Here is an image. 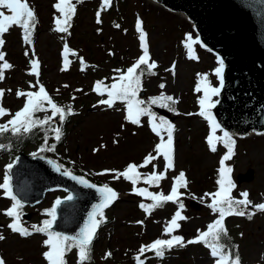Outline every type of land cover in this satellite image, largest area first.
I'll return each instance as SVG.
<instances>
[{
	"label": "rangeland",
	"instance_id": "obj_1",
	"mask_svg": "<svg viewBox=\"0 0 264 264\" xmlns=\"http://www.w3.org/2000/svg\"><path fill=\"white\" fill-rule=\"evenodd\" d=\"M56 2L57 0H29L38 20L30 44L24 41L22 29L16 26L0 37L5 41L0 51L5 53V60L13 65L12 69L5 71L4 80L0 81V89L5 90L0 102L10 113L0 118V124L11 119L23 107L25 98H18L16 92L38 90V85L36 88L29 87L30 84L35 85L37 79L56 103L65 107L72 106L75 114L66 117L59 125L63 133L61 140L55 141L54 133L47 132L48 143L55 144L56 150L44 154L57 163L65 166L69 164L74 171L84 174L97 185L108 183L120 194V198L106 209V222L100 227L93 242L91 264H136L134 257L141 245L157 238H168L163 231L177 206L169 202L151 214L145 213L139 205L151 201L134 194L130 182L114 180L111 174L97 175L105 169L122 171L129 163H142L144 157L153 152L159 138L152 132L147 117L142 118L140 126L126 121L123 103L117 102L114 108L93 107L100 99L107 98L99 96L93 90L95 83H113L114 77L119 75L116 69L126 70L142 55L139 33L135 28L137 19H140L147 33L151 59L158 65L154 70L156 75L142 78L144 95L140 98L147 101L149 97L163 91L176 98L178 103L175 105L176 113L171 112L176 127L175 169L167 173V179L161 181L159 187H149L142 182L137 187H149V191L168 194L172 178L180 171L186 173L190 181L189 188L181 189V192L185 193L186 211L183 214L189 219L180 222L181 228L174 234L182 235L187 240L197 235V229L205 230L207 224L216 218L206 207L210 202L209 198L204 203H199L189 198L188 193L201 197L204 193L216 191L219 161L226 152L222 145L217 146L216 152L210 150L207 144L209 125L202 117L195 115L200 110L198 101L203 95L202 92L195 91L198 74L207 75L213 86H219V78L215 76L219 59L200 43L193 45L197 58L189 59L185 40L188 35L197 40L193 26L184 15L169 13L149 0H112L111 6L106 9L101 7L102 0L81 1L77 4L76 14L66 34L54 30V18L59 15L53 7ZM98 11L102 21L99 24L96 15ZM65 43L76 55L69 54L72 63L67 70H62ZM78 57L83 58V70ZM31 59H38L40 62L39 78L29 74ZM173 65L175 74L170 71ZM161 83L165 85L164 89L159 88ZM81 89L82 91H78ZM188 113L194 115H187ZM37 115L43 118L45 113ZM51 127L56 125L52 122ZM37 130L43 132L45 137L43 129ZM217 134L222 135L220 132ZM234 139L235 154L226 162L233 168L231 177L236 184L233 196L241 198L239 193L247 191L253 204L262 203L264 133H250L248 137ZM35 149L36 145L27 146L24 152L31 155ZM7 150L6 147L1 150L6 155L2 154L0 158V183H3L7 165L13 163L17 154V151H13L11 155ZM154 163L159 165L156 169L158 172L163 170L162 158ZM249 170L253 172L251 180L237 183V176L247 174ZM139 171L151 172V165ZM66 195L65 192L54 191L48 193L38 206H25L24 214L29 213V219L23 218L25 225L40 224L48 218L43 213L52 202L57 198L63 199ZM10 204V199L4 197L0 190V233L6 237L0 241L1 257L6 264H47L42 255L47 250L43 245V240L46 239L44 234L33 233L29 237H21L7 228L11 221L3 215L2 210ZM225 225L230 234L228 241L238 251L241 264H264V213L256 212L251 220L247 216H231L226 218ZM108 252L112 255L105 258ZM141 258L145 260V264H214L209 250L202 244L176 248L167 252L163 259L155 257L151 252ZM66 260L68 264H77L76 250L69 253Z\"/></svg>",
	"mask_w": 264,
	"mask_h": 264
},
{
	"label": "snow or ice",
	"instance_id": "obj_2",
	"mask_svg": "<svg viewBox=\"0 0 264 264\" xmlns=\"http://www.w3.org/2000/svg\"><path fill=\"white\" fill-rule=\"evenodd\" d=\"M80 2L81 0H57L53 5L59 14L54 18V30L56 32L62 34L69 32L73 16L77 11V4ZM111 4L112 0H102L101 7L106 9ZM96 15L97 23L99 24L102 22L100 19L101 14L98 11ZM37 23L35 9L30 5L29 0H0V37H3L12 27L16 26L22 29L24 41L30 44ZM117 27L119 26L117 25ZM135 28L139 33V46L142 50V55L126 70L116 69L115 71L119 75L114 77L113 83L105 84L103 81L95 83L93 90L99 96H106L107 98L100 99L98 104L93 105V107L106 106L114 108L117 102L123 103L126 111V121L140 126L142 118L147 117L152 132L159 138V142L155 144L153 152L148 153L142 163H129L122 171L105 169L97 173V175L111 174L114 180L123 179L130 182L134 194L151 201L148 204L140 203L139 207L145 213L151 214L155 209L163 208L169 202L177 206V210L167 222L163 231V234L168 238H157L151 243L141 245L137 255L134 257L136 264H145V260L141 257L148 252L153 253L159 259H163L167 252L194 244H202L207 248L214 260V264H241V257L238 251L234 250L230 243H225L229 239L228 230L225 225L226 218L231 216H247V219L251 220L256 212L264 213V202L253 204L249 199L247 191L239 193L241 198L233 196V190L236 188V184L231 177L233 168L227 165L226 162L230 161L235 154L236 141L232 134L222 128L212 111L220 103L214 97L220 95L223 87L224 62L222 59L219 60V67L215 69V76L219 78L220 86H213L209 82L207 75L198 74L199 79L195 88L197 93H203L198 101L200 110L195 115L202 117L209 125L210 133L207 136V144L210 150L216 152L218 145H222L226 149L225 154L219 161L220 166L217 170L218 178L216 184L218 185V190L212 193H204L201 197H197L194 193H188L189 198L197 200L199 203H204L205 199L209 198L210 202L206 204V207L211 210L216 218L207 224L205 230L197 229V235L194 238L185 240V237L182 235L174 233L181 228L180 222L189 219L188 216L183 214L186 211L184 202L185 193L181 192V189L187 190L189 188L190 181L187 179L186 173L180 171L178 175L172 178L171 189L168 194H165L163 191H149V187H159L161 181L167 179V173L175 169L174 132L176 131V127L166 117L159 116L153 110V107L167 109L169 112L176 113L175 105L178 103V100L172 95L165 94L163 91L159 95L149 97L147 101L140 98L142 78L146 75H156L154 70L158 65L155 60L151 59L147 43V33L144 31L140 19H137ZM4 43V39L0 38V48L3 47ZM197 43L199 41L193 40L191 35L187 36L185 48L187 49L189 59L197 58L193 48V45ZM69 54L76 55L69 45L65 43L63 48L64 66L62 70H67L69 64L72 63L69 60ZM78 59H80L83 70V58L78 57ZM30 65L29 74L39 78V60L31 59ZM12 68L13 65L5 60V53L0 51V81L4 80L5 71ZM174 70L175 65H173L170 71L175 74ZM37 85L38 90H18L16 92L18 98H25V103L20 110L11 116V119L0 124V136L11 133L13 137L20 138L23 135L32 134L38 128L43 129L45 131L44 145L39 149L38 153H32V155L34 158L44 159L39 153L55 152L56 150L55 144L48 143L49 137L47 132L51 131L54 133V140L57 142L61 140L63 134L61 127H51L52 122L58 118L63 123L66 117L75 113L71 105L65 107L56 103L53 97L46 91L44 85L39 83V79H37L35 85L30 84L29 87L36 88ZM159 88L164 89L165 85L161 83ZM8 91H11V89ZM78 91H82V89ZM4 95L5 90L0 89V101H2ZM49 112L51 113L50 115L47 114ZM38 113H45V115L43 118H40L37 115ZM9 114V110L4 108L2 102H0V118ZM187 115L194 114L188 113ZM218 132L222 133V135H218ZM4 147L5 145L0 143V148ZM98 150L94 149V151ZM161 158L164 162L163 170L158 172L156 169L159 165L154 162L159 161ZM47 163L60 175L70 178L85 188L94 189L98 196V202L91 205V210L88 211L86 218L75 234L70 235L54 230L58 220V209L66 202H71L75 199V196L71 192L63 200L57 198L53 206L44 211L43 214L48 218L42 220L40 224L26 226L23 220L25 204L22 198L18 197L13 190L11 172L14 164L10 163L7 165L3 183H0V190H2L3 196L11 201L10 206L2 210L3 215L10 218L11 221L7 224V228L12 233L19 234L21 237H29L33 233L44 234L46 239L43 240V245L47 250L42 255L47 264H68L66 256L73 250H76L77 264H91L93 242L98 230L106 222V209L110 208L118 200L120 194L108 183L98 186L95 183L89 182L84 176L74 175L71 169L65 168L63 164H59L54 160L49 159ZM149 165L152 168L151 172L142 173L139 171V169L147 168ZM141 182L149 187H137ZM139 223H142V221ZM5 239V235L0 233V241ZM111 255V252L106 253L105 258ZM0 264H6V261L2 257H0Z\"/></svg>",
	"mask_w": 264,
	"mask_h": 264
},
{
	"label": "water",
	"instance_id": "obj_3",
	"mask_svg": "<svg viewBox=\"0 0 264 264\" xmlns=\"http://www.w3.org/2000/svg\"><path fill=\"white\" fill-rule=\"evenodd\" d=\"M155 1L184 13L194 24L200 42L223 60L220 103L213 109L222 128L238 137L264 132V0ZM156 111L169 118L164 111ZM18 158L11 172L14 192L30 205L41 202L46 192H71L75 199L58 209L54 230L75 234L91 205L98 202L95 190L60 175L48 159L23 153ZM252 173L249 170L238 176V181H250Z\"/></svg>",
	"mask_w": 264,
	"mask_h": 264
},
{
	"label": "trees",
	"instance_id": "obj_4",
	"mask_svg": "<svg viewBox=\"0 0 264 264\" xmlns=\"http://www.w3.org/2000/svg\"><path fill=\"white\" fill-rule=\"evenodd\" d=\"M40 132L36 130L32 134L23 135L20 138L13 137L11 133H7L4 136H0V143L4 144L9 149H22L28 144L35 143L40 145L41 138L39 137ZM69 169V168H68ZM225 243H229L228 240Z\"/></svg>",
	"mask_w": 264,
	"mask_h": 264
}]
</instances>
